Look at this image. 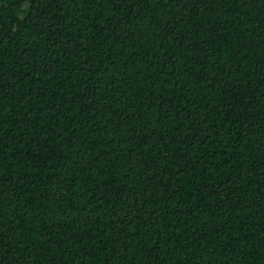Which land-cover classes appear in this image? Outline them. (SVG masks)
<instances>
[{"label":"trees","instance_id":"trees-1","mask_svg":"<svg viewBox=\"0 0 264 264\" xmlns=\"http://www.w3.org/2000/svg\"><path fill=\"white\" fill-rule=\"evenodd\" d=\"M0 264H264V0H0Z\"/></svg>","mask_w":264,"mask_h":264}]
</instances>
